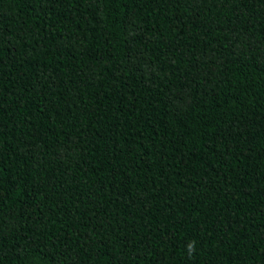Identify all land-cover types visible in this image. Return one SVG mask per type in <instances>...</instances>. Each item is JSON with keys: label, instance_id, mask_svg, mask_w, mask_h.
<instances>
[{"label": "trees", "instance_id": "trees-1", "mask_svg": "<svg viewBox=\"0 0 264 264\" xmlns=\"http://www.w3.org/2000/svg\"><path fill=\"white\" fill-rule=\"evenodd\" d=\"M0 264H264V0H0Z\"/></svg>", "mask_w": 264, "mask_h": 264}, {"label": "clouds", "instance_id": "clouds-1", "mask_svg": "<svg viewBox=\"0 0 264 264\" xmlns=\"http://www.w3.org/2000/svg\"><path fill=\"white\" fill-rule=\"evenodd\" d=\"M189 247H192V245H190Z\"/></svg>", "mask_w": 264, "mask_h": 264}]
</instances>
